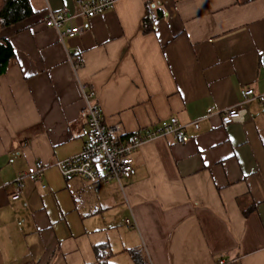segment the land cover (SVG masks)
Masks as SVG:
<instances>
[{
	"label": "crops",
	"instance_id": "obj_1",
	"mask_svg": "<svg viewBox=\"0 0 264 264\" xmlns=\"http://www.w3.org/2000/svg\"><path fill=\"white\" fill-rule=\"evenodd\" d=\"M76 1L30 0L31 17L0 28L15 51L0 77V264H264V0H113L61 40L42 19ZM82 87L124 142L171 118L189 139L144 143L121 184L65 179L55 164L88 137ZM246 90L245 121L225 125Z\"/></svg>",
	"mask_w": 264,
	"mask_h": 264
},
{
	"label": "built area",
	"instance_id": "obj_2",
	"mask_svg": "<svg viewBox=\"0 0 264 264\" xmlns=\"http://www.w3.org/2000/svg\"><path fill=\"white\" fill-rule=\"evenodd\" d=\"M77 11L74 14L56 13L49 11L42 19L45 27L56 30L61 40L75 38L87 30V26L76 24L81 19H91L110 10L113 0H77ZM79 52L74 58L79 61ZM80 65H74L77 70ZM85 102L84 112L87 116L88 137L82 151L68 159L58 161L55 167L65 179L79 177L91 184L99 182H117L130 179L136 174L133 163L134 152L144 143L162 138L172 137L177 141H188V136L180 127L176 118H171L166 124L153 131H147L144 136L137 137L131 142L120 139L118 127L108 126L104 123L103 112L97 103L96 95L82 87ZM253 90L243 93L244 101L238 106L228 109L224 115L223 123H243L247 117L245 104L253 97ZM47 165L39 162L31 173H21L15 182L14 199L20 198L21 188L25 179H42ZM45 188V186H43ZM127 223H130L127 221ZM219 264H225L221 261Z\"/></svg>",
	"mask_w": 264,
	"mask_h": 264
},
{
	"label": "trees",
	"instance_id": "obj_3",
	"mask_svg": "<svg viewBox=\"0 0 264 264\" xmlns=\"http://www.w3.org/2000/svg\"><path fill=\"white\" fill-rule=\"evenodd\" d=\"M34 14L30 0H0V28L14 26ZM146 32L153 30L148 19ZM150 29V30H149ZM15 57L14 47L8 39L0 40V77L5 75Z\"/></svg>",
	"mask_w": 264,
	"mask_h": 264
}]
</instances>
